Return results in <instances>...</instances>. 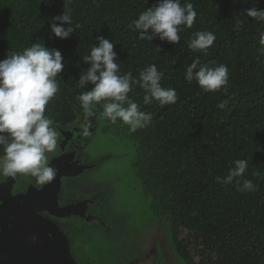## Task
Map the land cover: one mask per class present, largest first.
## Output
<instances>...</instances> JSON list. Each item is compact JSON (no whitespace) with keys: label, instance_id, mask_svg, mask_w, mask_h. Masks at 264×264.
Here are the masks:
<instances>
[{"label":"trees","instance_id":"1","mask_svg":"<svg viewBox=\"0 0 264 264\" xmlns=\"http://www.w3.org/2000/svg\"><path fill=\"white\" fill-rule=\"evenodd\" d=\"M186 2L196 9V20L191 28L181 25L180 41L172 44L158 37L140 40L127 27L156 0H0V59L41 41L62 53L59 91L45 108L60 126L76 123L86 112L76 99L87 90L78 87V79L89 67L82 58L97 36L114 43L121 74L138 77L155 64L162 86L174 88L178 100L144 105V90L133 86L128 95L151 113V122L129 132L119 121L116 129L134 143L133 172L152 212L167 222L175 252L186 264H264V55L259 51L264 23L246 15L249 8L264 9V0H181ZM64 3L80 27L61 39L51 33L49 20L62 13ZM196 31L216 36L207 54L188 48ZM196 57L226 65V87L205 92L195 80H185ZM224 100L228 104L221 110L217 105ZM236 159L248 161L242 179L252 180L255 191L216 181Z\"/></svg>","mask_w":264,"mask_h":264},{"label":"clouds","instance_id":"2","mask_svg":"<svg viewBox=\"0 0 264 264\" xmlns=\"http://www.w3.org/2000/svg\"><path fill=\"white\" fill-rule=\"evenodd\" d=\"M71 13L72 9L64 3L62 13L50 18V31L56 37L68 38L80 27L79 24L73 25ZM246 15L264 23V9L252 7L246 10ZM196 16V9L190 2L182 5L181 0H156L127 27L138 32L140 40L151 42L158 37L161 41L177 44L180 26L191 28ZM215 40V34L210 31H196L187 45L193 51L207 54ZM96 41L90 54L82 58L89 67L78 79V87L87 90L76 96L89 116L93 115L95 105L99 106L104 118L112 124L122 121L129 132L146 127L152 115L142 111L128 95L133 86L144 90V105L154 101L161 106L176 103V90L162 86L163 73L155 64L140 70L138 77H133L131 71L121 74L114 43L103 36H97ZM259 42L262 45L259 51L264 55V32L260 34ZM63 61L62 53L46 47L43 41L34 42L20 52H8L0 59V149L3 150L0 177L26 174L34 177L40 185L55 178L56 169L49 164L46 153L56 149L58 136L53 119L45 115V108L59 91L57 77L63 71ZM184 78L189 83L195 80L205 92H216L226 87L229 69L224 64L202 63L196 57L186 68ZM86 85L91 88H85ZM227 104L228 100H224L217 107L223 110ZM247 169L246 159H236L226 176L215 179L223 185L235 181L241 192L255 191L257 186L252 180L242 179ZM252 175L260 177L261 173L253 171Z\"/></svg>","mask_w":264,"mask_h":264},{"label":"rangeland","instance_id":"3","mask_svg":"<svg viewBox=\"0 0 264 264\" xmlns=\"http://www.w3.org/2000/svg\"><path fill=\"white\" fill-rule=\"evenodd\" d=\"M118 123L104 118L100 108L68 126L54 123L57 146L46 155L61 185L57 200L68 210L87 203L82 225L62 228L81 244L76 255L93 251V264H186L175 252L167 222L148 204L133 172L134 143L116 131ZM63 170L67 174L60 179ZM38 186L26 174L0 177V194L27 196L36 208L43 206L32 199ZM67 215L70 224L80 221L72 211Z\"/></svg>","mask_w":264,"mask_h":264},{"label":"flooded vegetation","instance_id":"4","mask_svg":"<svg viewBox=\"0 0 264 264\" xmlns=\"http://www.w3.org/2000/svg\"><path fill=\"white\" fill-rule=\"evenodd\" d=\"M61 172L58 173L60 179L67 174L65 170ZM43 188L46 187L44 185L38 186L34 193L36 198L42 202V207L36 208L29 202H23L17 204L16 209L7 212L9 221H14L17 224L22 223L24 226H22L20 235L14 229L9 231H14L11 234L3 231L4 236L14 238L7 246V252H11L9 263L4 262L1 254L3 247H0V264H93L96 262V258L91 254L93 251L82 252L85 261L82 255H76V250L81 244H76L74 240L72 242V239L62 228H73L77 224L82 225L83 219L87 216L84 212V210H87V203L84 207L80 206L78 209L68 210L67 206H60L57 200L61 188L60 183L58 189L51 186L49 192L44 191L47 193L45 197L40 193ZM17 196L24 197L18 193ZM17 196L11 194V201L15 203ZM36 198L32 197L33 201L37 202ZM1 202L2 199H0ZM71 211L73 216L78 214L80 217V221H76L75 225L68 223L70 217L67 214ZM61 222L65 224L61 225Z\"/></svg>","mask_w":264,"mask_h":264},{"label":"water","instance_id":"5","mask_svg":"<svg viewBox=\"0 0 264 264\" xmlns=\"http://www.w3.org/2000/svg\"><path fill=\"white\" fill-rule=\"evenodd\" d=\"M59 183L60 182L58 178L55 177L47 186L48 187L53 186L55 187V189H58ZM44 191L49 192V188H43V191L40 192L45 197L47 193H45ZM4 193L5 192L1 190L0 196H1L2 202L0 203V247L1 248L3 247L2 248L3 252H1V254H2V258L4 259V262L9 263L10 262L9 260L11 259V252L10 251L7 252L8 250L7 246L10 242L13 241L14 237L12 238V236L11 237L4 236L3 231L9 232L11 229H14V231H16L18 235H20L21 234L20 231L22 230V226H24V224L22 223L17 224L14 221H9L7 219V212H9L10 210L12 211L16 209L17 204H20L23 202L28 203V199H27V196H24V197L17 196V201L14 203L11 201L12 198L10 196H7ZM34 198H36V196ZM28 206L30 205L28 204ZM13 232H9L8 234H11Z\"/></svg>","mask_w":264,"mask_h":264}]
</instances>
